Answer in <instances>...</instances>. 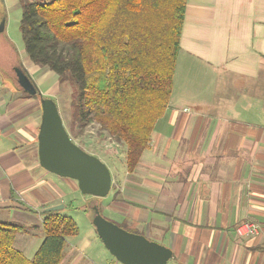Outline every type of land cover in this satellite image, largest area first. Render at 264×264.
Returning a JSON list of instances; mask_svg holds the SVG:
<instances>
[{
  "label": "crops",
  "instance_id": "obj_1",
  "mask_svg": "<svg viewBox=\"0 0 264 264\" xmlns=\"http://www.w3.org/2000/svg\"><path fill=\"white\" fill-rule=\"evenodd\" d=\"M19 1L0 0V223L23 225L15 216L27 210L28 228L42 230L39 210L64 193L38 164L39 98L1 74L17 62L29 76L39 67L19 58L7 32ZM179 46L167 110L133 175L118 181L110 211L169 248L167 264H264V0H187ZM245 221L258 232L239 239L235 226ZM23 226L13 247L30 259L43 236ZM67 245L61 264H117L86 254L88 244Z\"/></svg>",
  "mask_w": 264,
  "mask_h": 264
},
{
  "label": "trees",
  "instance_id": "obj_2",
  "mask_svg": "<svg viewBox=\"0 0 264 264\" xmlns=\"http://www.w3.org/2000/svg\"><path fill=\"white\" fill-rule=\"evenodd\" d=\"M186 2L19 1L26 55L34 65L53 72L59 83L71 86L70 138L97 124L100 135L125 145L128 176L168 107ZM1 74L19 90L12 68ZM41 227L43 239L27 259L13 247L24 226L0 223V264H61L66 240L78 234L77 225L69 216L47 212Z\"/></svg>",
  "mask_w": 264,
  "mask_h": 264
},
{
  "label": "rangeland",
  "instance_id": "obj_3",
  "mask_svg": "<svg viewBox=\"0 0 264 264\" xmlns=\"http://www.w3.org/2000/svg\"><path fill=\"white\" fill-rule=\"evenodd\" d=\"M26 1L28 3H48L51 0ZM0 9L3 11V5L1 3ZM21 15V5L18 4L17 7L10 8L7 21V32L12 42V45H14L15 49L17 50V53L20 54L19 58H22L23 60V56L26 53L20 31V20L22 18ZM182 65L183 61L182 59H180L178 64L179 74L182 71ZM37 68L38 69L36 71H34L33 69H29L31 72V79L35 83L38 91L41 93V96L43 98H49L56 103L58 111L63 120L64 127L68 132H70L69 98L72 90L71 86L67 83H59L55 74L51 72L48 68ZM180 80L181 78L177 79L178 82ZM227 80L229 81V83L239 82L241 84H245L248 81V79L245 77H229ZM100 134L101 130L99 129L98 125L91 124L86 128L85 132L80 137L75 138L72 135L71 139L77 146H79L85 152L97 157L108 168L111 174V179L114 180L111 184V189L109 193L107 194V196L102 198H94L89 195H83L80 193L76 183L73 180L63 179L56 175H50V179H52L64 193V195L61 197L62 201L59 204H56L59 209L52 212L71 217L78 227V234L74 237L67 238V246L70 247L71 245L80 241L84 244H88L86 247V254H88L89 256L96 259H98V257H104L107 261H115L118 264L115 258L105 249L101 240L99 239L95 228L92 225V218L94 215L93 207L98 206L99 212L104 219L118 225L119 227L128 232H132L129 231L126 227H124L122 223H120L117 214L110 211V208L114 207V203L115 205H119L118 181H122L126 176L125 145L122 143L115 142L107 135L103 136ZM15 197L24 205L28 207L30 206L28 205V203H25L23 201V196L21 194H15ZM118 205L116 206V208H118ZM39 212H41L43 216L47 213L43 210H39ZM15 217L17 218L16 220H21L23 222L22 224L26 225L25 229L29 232L28 235L35 237V239L37 240H40L41 236H43L42 230L40 228H28L32 226L28 224L30 221L27 220V210L19 211V213H17ZM34 217H37V215H34ZM35 247L36 245L33 244L30 248V251L33 250ZM21 254L25 257L23 253ZM30 254L32 253H29L28 256H30Z\"/></svg>",
  "mask_w": 264,
  "mask_h": 264
},
{
  "label": "water",
  "instance_id": "obj_4",
  "mask_svg": "<svg viewBox=\"0 0 264 264\" xmlns=\"http://www.w3.org/2000/svg\"><path fill=\"white\" fill-rule=\"evenodd\" d=\"M4 21L0 22V32ZM19 90L26 95L39 96L41 110L37 133V157L39 166L60 178L76 182L83 195L94 198L107 196L112 179L108 168L97 157L85 152L70 138L56 103L43 98L28 73L21 67H14ZM57 205L44 209L52 212ZM92 225L105 249L121 264H167L172 251L141 234L128 232L104 219L93 207Z\"/></svg>",
  "mask_w": 264,
  "mask_h": 264
},
{
  "label": "built area",
  "instance_id": "obj_5",
  "mask_svg": "<svg viewBox=\"0 0 264 264\" xmlns=\"http://www.w3.org/2000/svg\"><path fill=\"white\" fill-rule=\"evenodd\" d=\"M258 232V225L254 222L245 221L235 226V235L239 239L253 237Z\"/></svg>",
  "mask_w": 264,
  "mask_h": 264
}]
</instances>
